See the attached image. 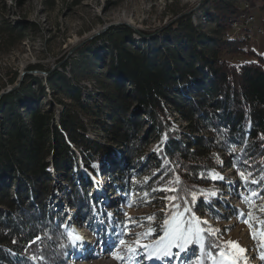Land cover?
Masks as SVG:
<instances>
[{"label": "trees", "instance_id": "16d2710c", "mask_svg": "<svg viewBox=\"0 0 264 264\" xmlns=\"http://www.w3.org/2000/svg\"><path fill=\"white\" fill-rule=\"evenodd\" d=\"M28 1L12 0V11ZM205 1L212 7L205 15L215 17L207 29L195 25L191 14H183L161 35L151 34L156 44L151 45L146 38L139 43L132 39L135 31L129 26L113 27L102 39L113 45L108 62L93 55L82 64L76 61L71 76L57 69L46 77L31 72L16 87L18 68L0 76V91L14 86L0 99V264H67L70 245L61 228L63 218L49 205L55 178H67L74 186L66 195L72 208L92 211L91 186L77 184L69 175L78 169L80 157L94 172L92 165L104 155L113 156L106 144L90 137V114H108L110 122L101 127L105 138L125 149L130 166L138 167L146 158L149 136L163 137L156 165L160 182L171 181L179 189L194 186L199 194L208 183V168L218 166L220 151L226 166L251 173L264 198V53L255 47L249 27L242 32L231 27L244 12V3L251 12L257 9L264 27V0ZM7 11V0H0V45L12 49L23 44L36 24L10 20ZM101 62L106 71H96ZM27 68L44 69L40 64ZM83 72L100 84L102 101L85 93ZM56 102L61 104L58 115ZM169 110L186 122L183 129L173 125ZM119 172L115 189L128 182L123 170ZM177 175L181 184L174 183ZM166 194L185 196L183 190ZM196 202L202 204V198L191 202L194 212ZM172 203L182 201L167 200L164 218ZM205 240L218 241L207 231ZM222 249H212L211 258L197 250L195 263L209 264Z\"/></svg>", "mask_w": 264, "mask_h": 264}, {"label": "rangeland", "instance_id": "374dc122", "mask_svg": "<svg viewBox=\"0 0 264 264\" xmlns=\"http://www.w3.org/2000/svg\"><path fill=\"white\" fill-rule=\"evenodd\" d=\"M12 3V0H7L9 11L5 13V17L14 21L23 18L36 26L28 32L29 36L22 45H15L12 49L5 44L0 45V76L15 68H18L20 73L27 71L29 64H40L44 69H57L71 76L72 69L78 66L76 61L79 63L81 60L82 64L96 55L108 62L113 55V45L102 39L113 27L129 26L135 31L132 39H136L137 43L146 38L151 45H156L151 40V34L161 35L178 12L191 14L192 22L206 29L214 24L215 19L213 15H205L206 10L212 9L205 0H29L17 12L12 11ZM243 7L245 10L240 15L247 12L248 17H255L254 22L248 26L249 33L255 47L264 53V37L257 35V29L261 26L258 11L254 9L255 12H251L249 5ZM107 25L111 27L95 36ZM232 29L235 31V28ZM237 57L243 58L242 55ZM102 64H97L96 71H106L105 67H100ZM87 76L86 72H83L80 78L81 84L87 89L85 93L92 92L96 99L102 101L100 84ZM49 99L52 101L55 96L50 95ZM56 105L58 115L61 104L56 102ZM169 112L170 110L168 115L173 125H181L179 128L183 129L186 122L182 117L178 113ZM86 118L89 122L90 137L106 144L113 156L109 158L104 155L100 163L95 164L97 167L94 172L85 166L80 157L77 162L78 169H74L69 175L73 182H83L91 186L89 197L93 203L92 211L83 212L81 209L72 208L66 200V195L70 194L74 186L67 178H55L49 205L63 218L61 228L68 237L69 230L65 225L76 226L83 230L90 240V248L80 255L76 245L74 246L68 237L70 247L65 256L67 264H89L93 261L92 257H98L100 264H168L167 260L147 259V252L142 247L163 234L160 225L165 219L167 208L168 199L164 197L168 195L159 189L173 187L171 181L160 182L161 177L157 175L159 144L163 137L156 133L149 136L146 158L140 161L138 167L133 164L130 166L125 149L105 138L106 132L101 127L104 121L110 122L108 114L102 118L98 114H90ZM143 123L146 127L147 121L143 120ZM203 134H207V131H203ZM216 157L218 166L208 168L206 188L197 194V197L202 198V204L195 203V215L208 222L201 227L205 228V231L209 226L219 230L215 236L223 246L219 258L213 259L209 264H216L220 257L225 258L226 264H232L233 261L235 264H264V259L260 258L261 252L264 251V238H261L260 226L257 224V220L264 221V212L258 211L259 208H264L260 187L258 183L253 184L250 177L245 181L236 171L226 166L222 160L225 157L223 152L219 151ZM122 170L128 182H122L121 188L115 189L114 180ZM51 171L54 174L53 170ZM213 172L222 175L224 179H213L210 175ZM200 175L205 176L204 172ZM213 191L217 193L216 196L211 195ZM145 193L148 195L145 196ZM209 204L211 208L207 207ZM238 212L244 213V216L238 215ZM248 213L257 218L252 221L253 228L244 222ZM149 216H154L155 220L149 222ZM129 217L136 222L129 223ZM58 220L56 217V224H60ZM150 227L156 231L141 238L140 245H135L137 234L147 232ZM253 230L257 233V239H253ZM121 239L125 241L124 245L120 244ZM228 241L235 243L227 244ZM128 245L135 247L136 251L129 252ZM241 249L244 251H240ZM197 250L198 247L190 246V251L185 254L190 258L189 264H198L195 263ZM117 256L122 259H117ZM173 264L177 262L174 260ZM179 264L184 262L180 261Z\"/></svg>", "mask_w": 264, "mask_h": 264}, {"label": "snow or ice", "instance_id": "6c2138e0", "mask_svg": "<svg viewBox=\"0 0 264 264\" xmlns=\"http://www.w3.org/2000/svg\"><path fill=\"white\" fill-rule=\"evenodd\" d=\"M235 152V148L232 150ZM93 168L97 167V165H92ZM213 179H219L223 180L224 177L222 175H219L217 173H210ZM238 175L241 176L242 179H245L247 181V178L251 176V173L247 174V177L243 172H239ZM201 179H203V175H201ZM175 184H181L182 181L180 180V177L177 175L175 180ZM252 183H257L256 180H252ZM194 186H187L183 189H179L176 187L173 188H161L160 191L165 192H174L177 193L181 190L185 192V196L180 197L178 195H172L170 197H164V199H168L170 201H176L181 200L182 204H171V208L173 209L168 213V217L163 219L162 224L160 225V228L163 232L162 235L158 236L153 241L143 244V249L147 252V259H157V260H167L168 264H173V261L175 260L177 264H179L180 261H183L184 264H189L190 258L186 256L185 254L190 251V246H196L198 247V250L200 252H203L204 255L211 258L215 255V253L212 251V249L220 250L221 245L218 241L215 240H209L206 242L205 240V228L201 227V225H207V221L201 220L200 217H197L195 215V212L190 207V204L192 201H195L197 199V193L193 190ZM153 191H156V189H153ZM148 194L145 193V196ZM212 196H216L217 193L213 191L211 193ZM255 195V193H253ZM190 198V199H189ZM247 202V198H245ZM150 202V201H149ZM211 205L209 204V207ZM258 211L264 212V208H259ZM238 215L244 216V213L238 212ZM149 222H152L155 220L154 216H149L148 218ZM129 223H135L131 217L128 218ZM253 220H257V218L253 217L251 213H248L247 219L244 220L245 223H248L250 228H253ZM257 224L260 226L261 230V238H264V221H258ZM143 226V225H140ZM65 227H68L65 225ZM156 231L155 228H149L147 232L144 233H138L137 239L134 241L135 245H140V239L154 233ZM219 230L212 229L210 226L207 228V234L211 236H215L216 233ZM253 239H257V233L255 230L252 232ZM68 237L71 240L72 244L75 246L77 243L82 244L84 238L80 236L75 229H72L68 232ZM39 239V238H38ZM120 244L124 245L125 241L121 239ZM235 242L228 241L227 244H233ZM264 247V245H262ZM208 249V251L205 252V249ZM129 252H135L136 248L132 245H128ZM175 250V251H173ZM240 251H244L241 249ZM117 259H122V257L117 256ZM261 259H264V251L261 252L260 255ZM216 264H226L225 258L220 257L219 260L216 261ZM232 264H235V261L232 262Z\"/></svg>", "mask_w": 264, "mask_h": 264}, {"label": "bare ground", "instance_id": "6f19581e", "mask_svg": "<svg viewBox=\"0 0 264 264\" xmlns=\"http://www.w3.org/2000/svg\"><path fill=\"white\" fill-rule=\"evenodd\" d=\"M245 14L240 15V17L237 20L233 21L232 28H234L235 26L239 25V28H236V29H238V31H241L243 28L248 27L249 25H251L254 22V18L255 17H253V16L248 17V13L247 12ZM247 19H250V20H247ZM258 29L259 30H264V27L260 26ZM67 228H68L69 231H71L72 229H75L76 232L80 236H82L84 238L82 244H80V243L76 244V247L78 249L77 253L82 255L84 250H87L88 248H90V246H88V244L90 242L89 238H87L84 235L83 230L78 229L76 226H69L68 225ZM92 259H93V261L91 263H89V264H100V260H97L98 257H92Z\"/></svg>", "mask_w": 264, "mask_h": 264}, {"label": "water", "instance_id": "95a60500", "mask_svg": "<svg viewBox=\"0 0 264 264\" xmlns=\"http://www.w3.org/2000/svg\"><path fill=\"white\" fill-rule=\"evenodd\" d=\"M182 15H183V13H181V14H177V16H175V18L173 19V21H175L177 18H179V17L182 16ZM117 25H119V24H117ZM113 26H114V25H113ZM110 27H111V26H110ZM110 27H109V25L105 26V27H104L103 29H101V31H99L95 36H98V35L102 34L105 30L109 29ZM51 71H52V70H50V71H44V70H40V69L22 71V72L20 73V77H19V79H18V82H16L15 87L20 85L21 81L23 80L24 76H25L27 73H31V72H33V73H40V74H42V75H48V73L51 72ZM13 88H14L13 85H8V86L5 87L4 89H2V90L0 91V99L2 98L3 95H5L6 93L12 91Z\"/></svg>", "mask_w": 264, "mask_h": 264}, {"label": "built area", "instance_id": "2783aa9c", "mask_svg": "<svg viewBox=\"0 0 264 264\" xmlns=\"http://www.w3.org/2000/svg\"><path fill=\"white\" fill-rule=\"evenodd\" d=\"M243 5H250V4H243ZM247 20H250V19H247ZM234 28H235V31H236V28H239V25L235 26ZM257 35L264 37V30L257 29Z\"/></svg>", "mask_w": 264, "mask_h": 264}]
</instances>
